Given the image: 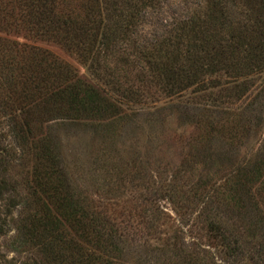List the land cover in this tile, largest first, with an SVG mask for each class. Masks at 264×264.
Masks as SVG:
<instances>
[{
	"label": "trees",
	"instance_id": "trees-1",
	"mask_svg": "<svg viewBox=\"0 0 264 264\" xmlns=\"http://www.w3.org/2000/svg\"><path fill=\"white\" fill-rule=\"evenodd\" d=\"M183 1L182 12L148 35L143 26L167 0H0V110L32 160L24 194L1 177L0 200L24 212L12 247L33 254L28 264H139L130 240L142 225L159 242L151 255L168 260L162 264H264V0ZM36 40L60 46L85 73ZM133 106L157 122L167 111L196 131L197 146L176 173L146 191L177 212L190 209V227L204 232L218 260L177 233L161 238L144 206L106 211L70 183L59 129L131 122ZM250 137L258 146L241 152ZM0 165V174L10 166L1 154ZM197 168L203 178L185 182ZM121 185L114 203H133L136 188ZM134 215L144 224L132 225ZM9 228L3 218L0 236Z\"/></svg>",
	"mask_w": 264,
	"mask_h": 264
},
{
	"label": "rangeland",
	"instance_id": "rangeland-1",
	"mask_svg": "<svg viewBox=\"0 0 264 264\" xmlns=\"http://www.w3.org/2000/svg\"><path fill=\"white\" fill-rule=\"evenodd\" d=\"M183 3V0H167L161 13H153L149 16L148 22L143 26V33L153 35L159 32L165 22L183 11ZM35 45L51 51L59 58L68 61L80 73H85L83 66L60 46L42 40H36ZM133 110L136 115L134 113L131 115V122L112 120L100 123L98 128L89 125H65L59 129L60 158L70 183L78 195L85 196L89 202L100 208L103 207L106 211L112 206L115 210L124 207L132 209L131 212H133L134 205L144 206L146 210L153 212L152 216H156L154 222L156 230L162 232L161 238L177 233L185 245L193 246L192 242H198L199 246H194L199 251V256L202 257L204 254L206 256L204 259L207 261L211 257L218 260L220 257L218 252L206 245L204 232L198 227H190L192 222V216H188L190 209L183 207L177 212L175 208L178 206L165 197L151 193L159 180H166L171 174L176 173V168L182 160L194 151V146H197L194 140L196 131L188 125H180L174 114H168L167 111L160 114L162 121L157 122L155 114L147 113L150 111H142L140 106H133ZM261 133L264 134V129ZM258 140V137H250L243 143L242 146L245 147L241 152L256 148L260 142ZM22 148L12 141L6 117L0 110V154L10 161L9 168L4 174H0V178L11 177V181L14 180L17 184L16 193L20 195L25 192L22 178L32 163L30 156L25 154ZM132 160H134L133 163ZM132 164L135 166V173L131 168ZM143 167L146 168V175H142ZM205 172L206 170H199V168L187 172L184 181L194 183L197 176L203 178ZM132 175L145 176V181H141L140 178L132 180ZM121 184L130 186L131 189L136 188L135 196L137 197L133 203L127 202L125 205L114 203L118 196L116 188L119 185L122 188ZM146 190L151 192L147 193ZM143 194L146 197L151 194L150 199L142 202ZM22 216L24 212L20 206L10 208L9 200H0V221L5 218L10 226L7 233L0 236V264L31 262L30 257L32 258L33 254L22 249L17 251L12 247L15 222ZM129 220L132 225L144 224L136 219L135 215ZM142 226L130 240V246L132 250H135L132 253H136L138 263L168 262L166 259L151 255L152 246L159 245V242H155L150 233L146 234ZM131 256L134 258L133 255Z\"/></svg>",
	"mask_w": 264,
	"mask_h": 264
}]
</instances>
